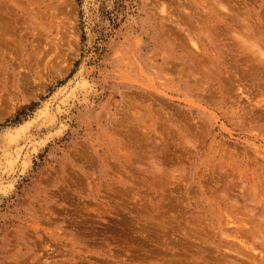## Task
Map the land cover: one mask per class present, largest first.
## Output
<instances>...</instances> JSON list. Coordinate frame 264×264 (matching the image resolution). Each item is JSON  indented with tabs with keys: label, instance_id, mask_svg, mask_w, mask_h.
<instances>
[{
	"label": "rangeland",
	"instance_id": "rangeland-1",
	"mask_svg": "<svg viewBox=\"0 0 264 264\" xmlns=\"http://www.w3.org/2000/svg\"><path fill=\"white\" fill-rule=\"evenodd\" d=\"M263 36L264 0H0V264H264Z\"/></svg>",
	"mask_w": 264,
	"mask_h": 264
},
{
	"label": "bare ground",
	"instance_id": "bare-ground-1",
	"mask_svg": "<svg viewBox=\"0 0 264 264\" xmlns=\"http://www.w3.org/2000/svg\"><path fill=\"white\" fill-rule=\"evenodd\" d=\"M227 11H229V9L227 10ZM230 12V11H229ZM226 17V16H225ZM215 18V17H214ZM231 17H229V19H230ZM236 16H233L232 17V19H231V22H230V27L232 28V30H233V32L235 31H237V30H239V33L240 34H242L243 35V37H244V39L245 40H247L248 38H251V37H249V36H247V35H251V36H256V32L254 33V35H253V30H251V29H254L253 28V26H252V28L250 27V25L248 24V22H246V19L243 17L242 19H241V21L242 22H240V19H238V18H236ZM223 19V18H222ZM228 19V20H229ZM243 19H245V21L243 22ZM218 22H219V19H218ZM220 23V22H219ZM226 23V22H225ZM243 23H246V24H243ZM225 25V24H224ZM249 25V26H248ZM228 26V25H227ZM224 27H226V26H224ZM250 30H251V32L252 33H250ZM255 31H256V29H255ZM250 33V34H249ZM3 34V33H2ZM247 34V35H246ZM258 34H259V32H258ZM254 36V37H255ZM258 36V35H257ZM264 37V36H263ZM258 38V37H257ZM252 39V38H251ZM257 40V39H256ZM264 41V40H263ZM244 42V41H243ZM247 42V41H246ZM252 43V42H251ZM236 45V44H235ZM238 46V45H237ZM245 47V46H244ZM256 47V46H255ZM258 47H259V49H258ZM258 47H257V50H258V53L261 55V57L263 58L264 57V48L262 47V49L260 48L261 46H259L258 45ZM260 57V56H259ZM234 58V57H233ZM246 60V59H245ZM232 61V60H231ZM248 61V60H247ZM259 61V60H258ZM208 64V63H207ZM253 64V63H252ZM263 64H264V62H263ZM211 66V65H210ZM259 66V65H258ZM261 66V68L263 67L262 66V64L260 65ZM260 66L257 68V69H259L260 68ZM243 67H244V65H243ZM254 66H252V68H253ZM234 68V67H233ZM238 68V67H237ZM256 69V70H257ZM249 70V69H248ZM208 71V70H207ZM240 71V70H239ZM247 71V70H246ZM238 72V71H237ZM255 72H257V71H255ZM236 73V72H235ZM242 73V72H241ZM247 73V72H246ZM240 74V73H239ZM243 74V73H242ZM241 74V75H242ZM245 75V74H244ZM247 75V74H246ZM245 77V76H244ZM243 77V78H244ZM246 79V78H245Z\"/></svg>",
	"mask_w": 264,
	"mask_h": 264
}]
</instances>
